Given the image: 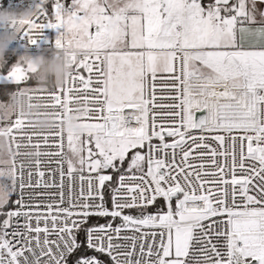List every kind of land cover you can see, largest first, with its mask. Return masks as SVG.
<instances>
[{
    "label": "snow or ice",
    "instance_id": "6c2138e0",
    "mask_svg": "<svg viewBox=\"0 0 264 264\" xmlns=\"http://www.w3.org/2000/svg\"><path fill=\"white\" fill-rule=\"evenodd\" d=\"M33 8L21 39L55 30L72 71L24 88L32 65L0 66V95L40 93L55 119L8 127L0 264H264V0Z\"/></svg>",
    "mask_w": 264,
    "mask_h": 264
},
{
    "label": "clouds",
    "instance_id": "9594fccd",
    "mask_svg": "<svg viewBox=\"0 0 264 264\" xmlns=\"http://www.w3.org/2000/svg\"><path fill=\"white\" fill-rule=\"evenodd\" d=\"M35 14L33 7L23 10L5 8L0 4V66L6 63V53L9 46L17 40L23 32L22 21L31 19ZM15 52V50H13ZM50 54L43 53L33 55L28 51L21 54L16 63L32 65L35 71L32 79L41 86L51 87L63 83L68 73L72 71L71 62L67 57L66 49L53 47L47 50ZM35 103V98L29 100V95L22 92H13L6 101H0V121H12L17 116L26 117L37 131L46 132L55 126L54 117L41 106L35 112L29 109V105ZM43 112V115L38 113ZM0 158H8L9 140L0 136Z\"/></svg>",
    "mask_w": 264,
    "mask_h": 264
},
{
    "label": "built area",
    "instance_id": "2783aa9c",
    "mask_svg": "<svg viewBox=\"0 0 264 264\" xmlns=\"http://www.w3.org/2000/svg\"><path fill=\"white\" fill-rule=\"evenodd\" d=\"M37 2H38V0H1L0 4H2L3 7H5V8H9L10 7L12 9H15V10L19 11V10L26 9V8H28L30 6L34 7ZM53 2H54V0H45V7H47L49 9V11H51V6H52ZM61 2H64V1L61 0ZM56 35H57V33H56L55 30H53V29H45L44 32H43V36H42L41 40L38 41V44H29V42H28V40L26 38L25 39H21V37L18 36L17 40L14 41L9 46V49H8L7 52H10L11 54L17 55V56H20L25 51H28V52H41V53L50 54V52L47 51V50H51L54 47V42H55V39H56ZM45 39L48 41V43L44 42ZM13 50H15V52ZM80 74L83 75L86 79H87V77L89 75L86 70H82L80 72ZM39 87H41V86H39ZM39 87H34V88H39ZM89 91H90V89H89ZM30 95H33V96H29V100H32L33 98H35V103L30 104L29 105V109L31 111L35 112V110L37 108L43 106V101L41 99H39L38 97H35L37 95H40V93H30ZM157 95L158 96H163L164 98H168L170 96V93H167V92L166 93H160L159 88H158L157 89ZM84 98L85 97L82 95L81 99H84ZM45 111L49 112L50 110L45 109ZM43 114H44L43 112L38 113V115H43ZM20 117L26 118L24 116H20ZM14 121H15V118H13L12 121H10V123L8 125H6V127L4 129L0 130V136H6V138L9 140V152L8 153L10 155V158H11L12 162H13V156H14V154L16 152V143L19 142V134H18V132H17V130L15 128H13V131H12L11 135L16 137L17 139L15 141H13V142H10V139L8 137V127H11L14 124ZM79 122H81V123H92V122H95V121L85 118V119H81ZM57 142L60 143L59 140ZM62 143H63V151L67 152V134H66V132L64 134V138H63ZM18 166H19V164L17 163V167ZM86 174H87V170H86ZM17 175H18V173H17ZM46 177H47V173H46ZM15 198L16 197L14 196L13 200ZM99 222L103 223L104 221L101 220ZM119 223H120L119 220L115 221V224H119Z\"/></svg>",
    "mask_w": 264,
    "mask_h": 264
},
{
    "label": "rangeland",
    "instance_id": "374dc122",
    "mask_svg": "<svg viewBox=\"0 0 264 264\" xmlns=\"http://www.w3.org/2000/svg\"><path fill=\"white\" fill-rule=\"evenodd\" d=\"M70 2H71V0H69V3ZM30 53L33 54V55H36V54H40L41 52H30ZM43 54L48 55L47 53H43ZM18 57L19 56H17V55H15V56L14 55H10L9 57L6 55V63L5 64H7L8 60L13 59L12 63H10L8 65H14L17 62ZM0 74H3V73H0ZM39 86H41V85H39L38 83H28L27 82V83L22 84V87H24V88H27V87L34 88V87H39ZM1 122L2 121H0V130L4 129L6 127V125H8L10 123V121L9 122L8 121H4L5 122L4 124H1ZM4 137H6V136H4ZM81 139L87 141V136L84 135L83 137H81ZM0 147H2V146H0ZM84 147H85V149L91 147L95 151L94 143L93 144L85 143ZM68 151H69V148H68V142H67V152ZM8 152H9V149H8ZM8 152H7V157L8 158H6V159L5 158H0V169H7V168H10L11 165H12V160H11L10 155H9ZM84 155L87 157V155H88L87 151H85Z\"/></svg>",
    "mask_w": 264,
    "mask_h": 264
},
{
    "label": "trees",
    "instance_id": "16d2710c",
    "mask_svg": "<svg viewBox=\"0 0 264 264\" xmlns=\"http://www.w3.org/2000/svg\"><path fill=\"white\" fill-rule=\"evenodd\" d=\"M5 55H7L9 57L10 55H13V54H11L10 52H7ZM12 61H13V59L8 60L7 64L12 63ZM28 83H38V82L35 81L34 79H30L28 81ZM15 90H16V87L15 86H11L10 91H9V93L7 95H0V101H6L9 98V95L11 94V92H13ZM4 123H5L4 121L1 122V124H4Z\"/></svg>",
    "mask_w": 264,
    "mask_h": 264
},
{
    "label": "crops",
    "instance_id": "0c3cea01",
    "mask_svg": "<svg viewBox=\"0 0 264 264\" xmlns=\"http://www.w3.org/2000/svg\"><path fill=\"white\" fill-rule=\"evenodd\" d=\"M68 1V3H69V0H67Z\"/></svg>",
    "mask_w": 264,
    "mask_h": 264
}]
</instances>
